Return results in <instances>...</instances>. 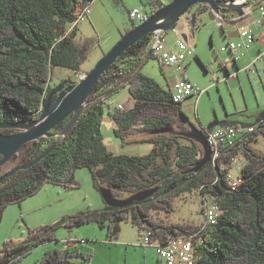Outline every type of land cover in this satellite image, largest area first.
<instances>
[{
	"label": "trees",
	"instance_id": "trees-1",
	"mask_svg": "<svg viewBox=\"0 0 264 264\" xmlns=\"http://www.w3.org/2000/svg\"><path fill=\"white\" fill-rule=\"evenodd\" d=\"M78 1L0 0V121L38 118L42 102L53 89L50 81L54 67L82 72L80 65L88 55V45L77 43L67 32V26L75 21ZM234 13L237 14L234 20L249 14ZM151 36L137 41L103 73L82 115L64 139L58 134L69 117L50 130V136L29 142L18 151V164L29 163L57 144L37 164L19 170L0 184V225L9 205L19 204L47 184L76 188V170L86 167L91 171L94 186L109 187L115 197L123 198V192L132 194L153 187H158V191L126 207L105 203L103 210L76 212L57 226L96 224L107 230L109 240H114L121 234L122 223L130 221L140 231H149L151 240L166 242L173 236L196 234L194 238L203 240L196 245L197 264H264V151L253 145L257 136L264 133V125L249 137V142L240 149H231L216 164L210 161L198 172H185L202 158V146L179 134L190 130L182 102H175L171 89H165L139 70ZM126 79L129 80L121 89H128L133 106L120 109L109 101L115 93H109ZM106 113L115 122L114 134L122 145L148 141L152 144L150 151L144 155L112 151L103 135ZM164 127L172 130L152 134ZM240 153L247 163L241 169L242 181L232 188L227 180L229 168L223 167V163L232 164ZM8 171H0V176ZM195 189L216 197L219 213L214 224L166 222L154 216L161 211L173 212L176 198ZM57 226L43 227L44 233H39V228H30V235L19 244L6 240L0 249V253L4 252L3 262L21 264L28 250L58 241ZM91 257L92 253L76 248H56L47 250L33 264H73L76 258Z\"/></svg>",
	"mask_w": 264,
	"mask_h": 264
},
{
	"label": "rangeland",
	"instance_id": "rangeland-1",
	"mask_svg": "<svg viewBox=\"0 0 264 264\" xmlns=\"http://www.w3.org/2000/svg\"><path fill=\"white\" fill-rule=\"evenodd\" d=\"M166 2L169 3L170 0H166ZM136 24L138 25L140 24V22H136ZM215 25L217 40L219 39V37H221L220 33H223V28L218 23H215ZM172 32L173 31L171 30L169 32V35ZM200 45L201 50H199L198 48V52L200 53V55H198L197 53V55L195 54L194 56L188 58L183 63V71L179 72L180 70L175 69V67L171 70H167L169 74L167 80L171 84L173 78H184V76H186V78L193 82L197 88L203 90L201 94L198 93L197 95L196 93L193 99H189L184 102V112L188 116L190 123H193L200 128L202 127V125H208L216 120H227L228 123H233L232 121L249 122L248 120H253L257 116H259L263 111L258 108L256 92L258 97L263 99L264 72H262L263 81L259 79V81L256 82V91L249 84L248 80H245V94L242 92V88L240 87L239 82L237 80H231L230 84L232 83V81H234V86H232L233 88L231 94V91L228 88V84L226 83V81L222 80L223 76H225L224 68L218 69L215 64H209L208 58H216L217 52L226 53L230 57L231 64H233V67L236 68L234 55L228 48H226V43H224L222 46H217L216 44L215 46H212L211 36L209 35H206L202 38ZM90 62H95L93 54ZM87 65L88 64H86L85 66ZM161 67L163 66L160 64L159 60L156 57L152 56L145 63L143 67V73L151 78H154L157 82L166 84V86H168V84L166 83L167 81L162 80L161 75L164 74L165 77L166 72L162 71ZM66 72L71 74L68 80H73L76 82L80 80L78 74L75 73L76 71L73 72L72 70L63 69L62 67H54L52 78L50 81L51 87H56L57 85H59L62 81L61 76ZM245 95L247 97V101L246 98H244ZM113 97L122 101V103L124 104V108H127L126 105H131L133 102V99L129 94L127 88H123L120 91L116 92ZM235 103H237V107L235 106ZM113 127H115L114 121L106 113L103 118V135L105 136L109 148L115 153L144 155L150 151L152 144L148 141L132 142L130 144L122 146L121 139L115 136ZM141 137H145V135H142ZM183 142L189 141L183 139ZM254 145L260 151H264V138L260 136L258 140L254 142ZM245 160L246 158L244 157V155L240 153L233 163L232 173L234 175H239L241 173L242 164ZM18 163L19 158L13 157L5 165L0 167V171L15 167L16 165H18ZM76 181L78 182V186L76 188L67 189L62 185L47 184L40 191L28 197V199L33 201L34 205L43 206L38 210L33 211L31 214H27L23 209L25 200H23L19 204L15 203L9 205L7 210L5 211L2 224L0 225V249L4 248L6 240H12L16 244L24 241V239H26L30 235V228H39V233H44L45 231L42 229L43 227L57 226V224H60L61 220L65 217H68L80 211L95 210L97 208V204L105 203L100 190L94 186L92 174L89 168L82 167L77 169ZM46 187H59L66 194L62 200H60L58 203H54L53 206H45V202L43 201V197L41 195L46 196ZM129 195L130 194L127 192L122 193V196L124 197H127ZM46 198L49 197L46 196ZM57 204H62V208L60 209V214H64L61 217L62 219L53 216L52 211L57 208ZM203 208V195L200 190L195 189L191 192L183 193L176 198L175 210L173 212L167 213L161 211L159 213H154V216L166 222H194L199 225L202 224L205 220ZM47 209L51 211L48 219H45V217L39 218L37 213H39L40 211L41 213H47ZM34 214H37V217ZM124 227L126 230L132 229L131 222L125 221ZM68 230L69 229L65 228L64 226H57L55 233L58 241L53 242H55V244H59V238H65V236H67ZM79 233L90 238L89 240L95 242L98 241L99 245H101L100 243L104 240L102 238L105 234V232L98 228L96 224H94V226L80 227ZM50 245V248L53 247L51 251H54L56 248H54L53 244ZM102 246L104 247L103 243ZM46 251L45 246L42 245L28 250L23 255L21 264L35 263L43 256ZM75 264H85V262H83L82 260H77ZM94 264H104L102 252H97ZM120 264L124 263L122 262Z\"/></svg>",
	"mask_w": 264,
	"mask_h": 264
},
{
	"label": "crops",
	"instance_id": "crops-1",
	"mask_svg": "<svg viewBox=\"0 0 264 264\" xmlns=\"http://www.w3.org/2000/svg\"><path fill=\"white\" fill-rule=\"evenodd\" d=\"M171 1L172 0H170V2ZM83 4L84 1L79 0L76 8L80 9ZM165 4H167L166 0H96V2L92 5L91 12L88 16H86L83 20L77 23L73 22L67 26L68 34L73 36V38L77 43L88 45V55L85 59H83V62L80 65L82 72H77V71L75 72L72 68L69 67H62V68L72 70L73 72L78 74L80 78V74H86L90 70H92L97 64V62L107 53V51H109L122 38V36L126 34L133 26L137 25L136 21L132 20L129 15L132 8L141 7L144 12L151 15L153 12L157 11ZM245 12H249V14L241 19H236V20L233 19L237 15L234 12H230L228 13V15L227 13H221L219 17L222 20L219 23V20L211 12L210 8L204 6L197 19L198 29L195 34L196 50H197L195 52L196 55L197 53L198 55H200V53L198 52V48L199 50H201L200 42L202 41V38L206 35L211 36L212 46H215V44L217 46L218 45L222 46L224 43L228 44L229 42L232 41L241 40L239 33L242 29H251L255 34V40L251 43L247 54L240 60L235 61L236 68L233 67V64H231L230 62L231 61L230 57L226 53L217 52L216 58H212V59L208 58L209 64H213L212 61H214L215 59L221 61L226 65V68L224 69L225 76H223L222 80L226 81V83L228 84V88L230 89L231 94L233 88L232 86H234V81H232V83L230 84L231 80H235V81L237 80L239 82V85L242 88V92L244 94H245L244 86L246 85L245 80H248L249 84L253 87L255 91L257 84L256 82H258L259 79L263 81L262 72H264V22H262V24H258L257 20L261 18L264 13V0H251L249 5L245 9ZM215 23H218L223 28V33H220L221 37H219V39L217 40H216ZM183 28L186 30V26H183ZM168 35L169 33H167L165 36V42L169 47L174 48L176 42L179 39V35L175 31H173L169 36ZM92 54L93 57L95 58V62L93 63L90 62V60L92 59ZM85 63L88 65L85 66L86 65ZM160 64L163 66L161 67L162 71L166 72L165 77L164 74L161 75L162 80H166L168 86L160 82L159 84L165 89H171L172 91L174 84L179 79H187L186 76H184V78L176 77L173 78L171 84L167 80V77L169 75L167 70H171L175 67V69L180 70L179 72H181L183 71V64L180 67V69H178L177 66L163 65L162 63ZM249 65L255 67L256 69L255 73H252L247 68ZM215 66H217L218 69H221L220 65L216 64ZM56 67H61V66H56ZM143 67L141 68L142 71H143ZM70 76L71 74L66 72L61 76L62 77L61 79L62 81L68 80ZM195 95L196 94H193L192 96L188 97L185 101L189 99H193ZM256 96H257L258 108L264 111V97H262L263 99L259 98L257 92H256ZM244 98H246L247 101L246 95ZM109 101L112 102L113 105L118 103L123 104L122 101L116 99L115 97H113V95L110 97ZM184 102H182L183 111H184ZM131 106H133V102L131 105L128 106L126 105L127 108ZM235 106L237 107V103H235ZM258 117L259 116H257L253 120H248L249 122H241V121H232V122L236 124H251L256 122ZM219 121L221 123H228L227 120H219ZM114 126H115V122H114ZM205 126H206L205 124L202 125L200 129H203V127ZM121 145H122V141H121ZM245 163H247V160H245L242 165H244ZM45 192H47L46 196L49 197L46 198L45 195L44 196L41 195L43 197V201L45 202V206L46 205L53 206L54 203L56 202L58 203L60 200H62L66 194L59 187H46ZM41 207L43 206H39V205L36 206L33 204L32 200L27 198L24 201L23 209L27 214H31L33 211L38 210ZM61 208H62V204H57V208L52 211L54 217L61 218L64 215V214H60ZM104 208H105V203H99L97 204V208L95 210H103ZM50 212L51 211L47 209V213H41L40 211L37 214L39 218L45 217V219H48V217L50 216ZM37 214L34 215L37 217ZM84 226L87 227L94 226V224H86L73 228H67L69 229L67 231V236H65V238L60 237L59 244L57 243L55 244V242L52 241L53 243L46 242L41 245L45 246V251L46 250L51 251L53 247L50 248L51 247L50 244H53L54 248H61V249L76 248L83 252L92 253L91 259L83 260L81 258H76L73 264H75L77 260H82L83 262H85V264H94V260L96 258L98 251L100 253L102 252L103 254L104 264H120L122 262L124 264H161L156 252V248L154 246L141 244V239L142 236L144 235L145 230L140 231L138 227L133 224H132V229L126 230L123 222L121 234L117 239L114 240H109L106 229L100 228L96 225L98 228H100L105 232L102 238L104 240L100 243L101 245H99L97 240H96L97 242L89 240L90 238L79 233V228ZM77 239L79 240L78 242L76 243L73 242L72 244L69 245V247L66 246V241L77 240ZM102 243L104 244V247L102 246Z\"/></svg>",
	"mask_w": 264,
	"mask_h": 264
},
{
	"label": "water",
	"instance_id": "water-1",
	"mask_svg": "<svg viewBox=\"0 0 264 264\" xmlns=\"http://www.w3.org/2000/svg\"><path fill=\"white\" fill-rule=\"evenodd\" d=\"M198 4H207L210 7L211 12L219 21H221V18L219 17L221 13L236 12L239 15H243V13H245V8L249 5L248 0H172L163 5L157 11L153 12L147 20L133 26L126 34H124L122 38L97 62L95 67L86 73L84 78L77 82L73 80H64L57 85L47 95L43 109L38 118L33 120H18L15 122L0 121V129L9 128L19 130V132L11 135L4 134L0 131V167L5 165L14 155H16L24 144L32 142L40 137L50 136L48 132L69 117L68 121L58 134L64 139L82 115L93 88L103 73L113 65L126 50L143 37L151 35L156 31H162L164 35L169 33L180 21L181 17ZM195 18L196 17L194 16L192 22H195ZM183 37L185 38V36ZM151 55L152 49H149L144 62L139 67V70ZM128 80L129 79H126L119 87L111 91L109 95L118 92ZM56 94H58V96L54 101L53 97ZM259 117L264 118V111L260 113ZM219 124L223 123L217 120L213 121L206 125L205 129H212ZM189 128V131L180 132L179 134L201 144L203 156L195 166L185 172H198L211 161L213 149L208 142L205 131L193 123H189ZM170 130H172L171 127L158 128L153 130L152 134L166 133ZM56 147L57 144H54L44 150L31 162L16 165L0 176V184L19 170L31 168L45 158ZM99 190L107 205L121 208L126 207L133 202H140L148 199L158 191V187L139 190L124 198L115 197L112 194L111 189L106 186H100Z\"/></svg>",
	"mask_w": 264,
	"mask_h": 264
},
{
	"label": "built area",
	"instance_id": "built-area-1",
	"mask_svg": "<svg viewBox=\"0 0 264 264\" xmlns=\"http://www.w3.org/2000/svg\"><path fill=\"white\" fill-rule=\"evenodd\" d=\"M96 0H86L80 9H75V23L83 20L91 12L92 5ZM204 5L198 4L190 9L185 15H183L180 21L172 29L177 32L179 39L175 44V47H169L165 42V36L162 31H156L152 33L151 40L148 44V50L152 49V56L156 57L163 65L177 66L178 69L182 64L190 57L195 55L196 41L195 34L198 29L197 19L202 11ZM247 8V7H246ZM245 8V9H246ZM130 18L136 22H144L149 18V14L144 12L141 7H134L131 9ZM195 22H192L193 17ZM264 22V13L261 18L257 20L258 24ZM220 23V21H219ZM186 26V30L183 28ZM192 28V30H191ZM192 33V34H190ZM241 40L232 41L227 44V47L235 57V61L243 58L251 45L255 40V34L251 29H242L240 31ZM185 36V38L183 37ZM225 49V48H223ZM213 64L220 65L221 68H226V65L221 61L214 60ZM252 73L256 72L255 67L249 65L247 67ZM86 74H80V79L84 78ZM202 89H199L191 81L187 79H179L172 88V95L175 102H184L188 97L193 94H201ZM44 102L40 106L42 111ZM118 108L123 109L124 106L121 103L117 104ZM264 125V118H260L251 124H234L223 123L219 124L212 129H205V133L209 144L213 149L211 161L216 164L221 160L222 156L231 152V149H240L242 145L249 142V137L254 134L259 128ZM264 133L257 136L258 138ZM256 140V141H257ZM236 160V159H235ZM234 163V162H233ZM233 163L226 161L223 163V167H228L227 180L232 188H235L242 181L241 173L234 175ZM243 166V165H242ZM242 169V168H241ZM204 200L203 213L205 220L201 224L203 226L214 224L217 220L219 213V207L216 203V197L210 193L202 194ZM196 234L187 236H173L166 242L160 240H151L150 232L145 230L141 239V244L154 246L156 248L157 255L161 264H197L198 253L196 251V245L203 242L201 238H194ZM79 240H68L66 246L69 247L73 242ZM4 252L0 253V264H6L3 262Z\"/></svg>",
	"mask_w": 264,
	"mask_h": 264
},
{
	"label": "flooded vegetation",
	"instance_id": "flooded-vegetation-1",
	"mask_svg": "<svg viewBox=\"0 0 264 264\" xmlns=\"http://www.w3.org/2000/svg\"><path fill=\"white\" fill-rule=\"evenodd\" d=\"M69 81H71V80H69ZM54 88H55V87H53V89H54ZM53 89H52V90H53ZM57 96H58V94H56L54 97L57 98ZM3 129H7V128H3ZM3 129H0V131L3 130ZM12 130H13V131H11L10 133H4V132H3V133H4V134H7V135H11V134H14V133L19 132L18 129H12ZM36 140H37V139H36ZM26 144H27V143H26ZM24 145H25V144H24ZM21 148H22V147H21ZM21 148H20V149H21ZM20 149H19V150H20ZM17 154H18V153H17ZM17 154H16V155H17ZM16 155H14V156L16 157ZM14 156H13V157H14ZM13 157H12V158H13ZM12 158H11V159H12ZM12 168H13V167H12ZM12 168H9L8 170H10V169H12Z\"/></svg>",
	"mask_w": 264,
	"mask_h": 264
},
{
	"label": "clouds",
	"instance_id": "clouds-1",
	"mask_svg": "<svg viewBox=\"0 0 264 264\" xmlns=\"http://www.w3.org/2000/svg\"><path fill=\"white\" fill-rule=\"evenodd\" d=\"M203 131H205V127H203V129H202Z\"/></svg>",
	"mask_w": 264,
	"mask_h": 264
}]
</instances>
